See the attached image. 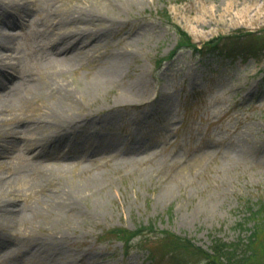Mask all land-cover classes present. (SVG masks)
<instances>
[{"label":"rangeland","instance_id":"rangeland-1","mask_svg":"<svg viewBox=\"0 0 264 264\" xmlns=\"http://www.w3.org/2000/svg\"><path fill=\"white\" fill-rule=\"evenodd\" d=\"M89 3L108 20L97 27L94 58L74 62L67 74L79 82H72V93L82 89L77 112L105 111L120 93L135 106L119 108L98 126L100 138L82 146L76 138L86 157L0 158V189L8 186L18 197L10 213L0 214V264L227 263L218 249L237 261L252 213L264 210V39L245 42L238 32L264 33V0H33L23 25L11 31L0 25L14 36L16 58L26 60L10 94L12 103L23 102L0 122V140L17 129L18 119L27 121L18 128L25 129L46 114L49 108L38 105L74 100L58 94L28 100L35 87L29 80L48 76L45 46L52 36L79 28L64 10ZM175 24L197 44L228 39L205 50L203 59L189 50L166 59L176 45ZM113 57L123 68L96 98L88 88ZM139 75L142 86L131 93ZM151 104L149 116L138 118ZM44 172L46 180L38 175ZM74 189L82 196L69 200L70 208L61 205L59 198ZM118 228L126 230L123 240L129 231L139 233L129 250L115 238Z\"/></svg>","mask_w":264,"mask_h":264},{"label":"bare ground","instance_id":"bare-ground-1","mask_svg":"<svg viewBox=\"0 0 264 264\" xmlns=\"http://www.w3.org/2000/svg\"><path fill=\"white\" fill-rule=\"evenodd\" d=\"M20 1V2H19ZM33 0H7L4 2L0 0V25L2 28H7L8 30L14 29L21 23L23 25V19L26 10ZM5 3V4H3ZM7 5V6H6ZM94 4H84L83 6L77 5L64 10L69 14V19L73 20L79 28L74 33H69L65 35H60L58 33L54 34L50 42L45 46L46 52L49 54L50 59L46 64V74L44 79L38 83L35 79L29 80V84L35 86L27 93L28 100L33 99L35 102L39 101L40 98L48 95L52 97L54 94H58L60 99H74L70 105L66 104V100H53L51 104L44 105L40 104L38 106L48 107V111L43 116L37 115L34 120L29 122H35V124L25 123V129L20 128L23 122H27L24 117L16 121L17 129H13L10 135L1 136L0 140V158L2 160H9L19 156L27 155L29 158L39 159V158H49L54 160H62L68 157L69 152L76 153L74 156H85L86 155L78 148L74 140L70 141L71 138H77L83 135L85 142L88 143L90 140H94L93 137L98 135L97 127L101 124L107 123L113 120L115 117L116 110L119 108H124L127 106H135L129 104L123 100L122 95L124 93L115 94L114 103L110 102V106L105 110L92 109L91 112L87 113L85 109H79L76 105V95L80 90L72 93L75 87L72 86L73 80L67 78V74L72 70L73 63H78L81 65L82 61H91L94 58L93 50L99 47V31L98 26L100 22L107 21L105 14L102 13ZM10 9H17L19 13L12 11L14 14L18 15L16 18L14 15L9 13ZM249 7H246L243 13H248ZM59 16H57L58 18ZM22 22H21V20ZM60 20H57L56 24H59ZM21 25V26H22ZM111 26V25H110ZM109 26V27H110ZM14 36L12 33L7 31H0V122H5L10 120V115L15 110L17 111L22 100L12 103L10 100L11 87L18 81H22L25 69H19V76L13 77L11 73L7 71H15L21 63L24 61L22 58H16L15 45L12 42ZM43 48V47H42ZM124 65V61L120 57H113L112 60L107 64V66H102L98 68L95 72L101 76L100 81L92 83L93 86H89V94L95 92L96 98L101 95L99 91L102 85H113L117 81L115 75L120 73ZM92 70V68H90ZM63 77V78H61ZM131 80V93L137 92L138 88L142 85V79L138 76H134ZM41 79V77H40ZM93 80H97L96 78ZM79 86V82L76 80L74 82ZM80 87V86H79ZM9 96V100L8 97ZM84 96V95H83ZM81 96V100H84ZM121 96V97H120ZM141 105V104H139ZM138 104L136 106H139ZM90 106V105H89ZM154 105H150L148 109L139 115L138 118L145 119L149 116V111ZM88 111V110H87ZM102 114L101 116H99ZM34 126V127H31ZM92 126L91 130L94 132H86L84 127ZM84 128V129H83ZM2 133V131H0ZM64 132V133H62ZM0 133V134H1ZM102 137V136H101ZM101 142H96V147L100 148ZM97 148V149H98ZM18 155H15V154ZM66 165L64 164L63 167ZM63 167L59 171L63 170ZM50 174V173H49ZM49 174L39 173L41 177H45ZM86 184V183H85ZM84 184V185H85ZM0 189V214L5 215L10 213L14 204L18 200L16 193L9 189L8 186H1ZM5 188V189H4ZM83 193V192H82ZM80 194L77 191L71 190L67 197L61 196V205L64 203L67 207H71L67 204L70 200H75L76 195ZM85 194V193H84ZM82 196L80 194L78 197Z\"/></svg>","mask_w":264,"mask_h":264},{"label":"trees","instance_id":"trees-1","mask_svg":"<svg viewBox=\"0 0 264 264\" xmlns=\"http://www.w3.org/2000/svg\"><path fill=\"white\" fill-rule=\"evenodd\" d=\"M176 33L178 36V43L177 48H189L192 51H196L195 47L190 38L187 36L186 33L176 28ZM225 37H219L214 40H211L203 45L205 48L204 50H199L200 53H203L206 49H210L213 46V48L218 47V43L223 41ZM246 41L255 43L258 42V38L254 34H247L244 36ZM209 47V48H207ZM252 210V208H250ZM252 221L254 222V225L251 229H248L249 236L246 238V243L244 253L243 255L237 260L233 261L228 256H225V253L220 252V249H218V254L222 257V259H225L228 264H264V210H260L259 212L252 213ZM248 219V218H247ZM243 224H240V228H242ZM113 232H115L117 235L115 238L121 239V236L126 233V230L123 229H115ZM129 236L124 242L126 244H129L131 239L136 235V232L131 233L128 232ZM239 242V241H238ZM235 248H238V246H235ZM239 249V248H238ZM237 250V249H236ZM203 253L209 258L207 253L203 251ZM220 260V259H219ZM226 262L220 260V263L217 264H227Z\"/></svg>","mask_w":264,"mask_h":264}]
</instances>
